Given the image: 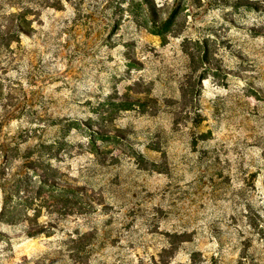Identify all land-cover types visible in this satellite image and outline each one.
<instances>
[{
  "label": "rangeland",
  "instance_id": "rangeland-1",
  "mask_svg": "<svg viewBox=\"0 0 264 264\" xmlns=\"http://www.w3.org/2000/svg\"><path fill=\"white\" fill-rule=\"evenodd\" d=\"M0 264H264V0H0Z\"/></svg>",
  "mask_w": 264,
  "mask_h": 264
}]
</instances>
